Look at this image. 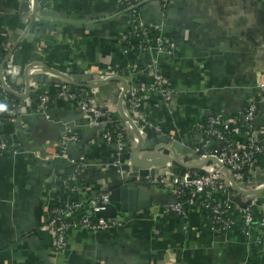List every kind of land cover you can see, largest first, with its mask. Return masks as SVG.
Returning <instances> with one entry per match:
<instances>
[{"label": "crops", "instance_id": "crops-1", "mask_svg": "<svg viewBox=\"0 0 264 264\" xmlns=\"http://www.w3.org/2000/svg\"><path fill=\"white\" fill-rule=\"evenodd\" d=\"M136 3L144 21L163 23L165 37L181 49L177 60L165 68L175 92L173 101L155 114V121L174 136L177 148L204 118L235 114L254 100L264 127V0H172L165 19L160 0ZM36 6L35 0H0V53L2 42L11 49L33 18L16 50L34 49L38 59L30 64H39L26 71L27 66L15 58L16 50L10 58L12 73L7 79L19 94L26 93L27 79L29 83V96L20 100L23 110L16 123L9 121L0 90V137L10 135L27 151L0 154V264H165L164 254L170 249L177 256L167 264H264V230L258 229L250 239L236 229L219 236L203 226L200 212L185 223L177 217L168 220L161 206L132 214L122 231L73 232L58 256L39 242L47 178L62 164H45L37 155L55 154L65 131L79 135L81 145L93 136L84 114L69 105L55 103L46 114L36 111L40 93L55 95L62 81L42 66L69 75L79 85L119 74L113 73L114 66L122 68L119 75L124 77L125 69L115 62L127 27L116 14L114 0H50L37 12ZM13 15L25 25L23 31H9ZM155 56L138 60L136 68L143 70ZM116 85L121 90L120 83ZM117 86L91 90L93 99L110 107L115 116H119L113 91ZM154 139L169 142L164 135ZM113 149L104 145L93 156L111 157ZM103 179L98 170H89L84 184L95 192L104 186ZM242 198L264 199V194Z\"/></svg>", "mask_w": 264, "mask_h": 264}, {"label": "built area", "instance_id": "built-area-1", "mask_svg": "<svg viewBox=\"0 0 264 264\" xmlns=\"http://www.w3.org/2000/svg\"><path fill=\"white\" fill-rule=\"evenodd\" d=\"M171 1L160 0L163 19L166 18ZM124 2H127V9L116 13L125 21L127 27L126 34L119 40L121 50L119 66L129 72L123 103L124 113L132 120L143 138L142 152L167 149L170 156L181 160L186 157L192 158L193 164L215 157L232 174L241 190L249 192L264 189V171L255 164V156L264 154V127L259 124L261 112L258 102L255 100L249 102L235 114L204 118L200 124L191 128L188 140L185 143L181 142V147L177 148L174 136L166 131L160 122L155 121V114L163 107L170 108L173 101L174 88L168 73H164L162 69L177 60L181 49L165 37L166 28L163 23L144 21L136 0H114L116 10ZM9 49L8 46L5 48L2 46V50ZM154 56L155 59L143 70L136 68L138 60ZM1 63L0 61V65ZM10 64L9 61L4 70L6 84L7 77L12 73L8 69ZM113 76L120 75H105L95 81ZM147 79L151 82L148 83ZM0 90L6 93L1 79ZM55 97L54 105L65 104L82 112L86 125L93 130L92 138L85 145H81L80 137L75 132L65 131L55 145V154L51 157L47 154L43 156V153L37 155L45 164H53L49 161L62 164L55 175L47 178L48 186L44 190L46 206L40 228L42 232H47L52 237L51 251L56 256L65 249L73 232L99 235L112 230H124L127 227L132 214L106 219L99 217L107 212L115 186H127L137 191L147 190L163 195L169 201L168 205L163 206L164 212L174 213L179 219L187 217L189 219L195 212H200L201 215L206 213L208 223L204 226L217 235L224 236L236 229L241 236L250 239L258 229L264 230V199L252 200L242 209L236 202L237 195L227 182L224 171L217 164L204 167L203 175L193 173L180 177L168 164L165 169H157L153 176L149 175L146 178L135 176L138 170L130 162V153L137 141L130 126L120 116L115 118L110 107L103 106L93 99L92 91L80 90L66 80L57 84ZM37 100L38 104L34 108L46 114L51 101L50 95L40 94ZM7 110L9 121L16 123L23 106L13 105L9 108L7 105ZM226 133L234 136L227 138ZM156 135L168 136L169 142H156L154 139ZM14 141L10 135L7 139L0 137V154L27 153ZM104 145L113 147L112 151H115V154L111 157L93 156L95 149ZM213 148L215 151L212 154ZM201 151V156H198ZM245 167L251 176L248 182L243 181L241 173ZM68 168L73 170L66 177L65 170ZM89 170H98L100 174H104V186L97 188L95 192L90 185L86 186L80 181L83 174ZM111 174L117 177L116 180H111ZM187 188L192 189L191 196L186 201L189 215L185 210V203L181 202L183 192ZM199 200L203 202L200 203ZM247 201L245 198L242 199L243 203ZM255 208L260 215H255ZM168 255L170 259L175 260L177 251L170 249L164 254L163 260L167 261Z\"/></svg>", "mask_w": 264, "mask_h": 264}, {"label": "water", "instance_id": "water-1", "mask_svg": "<svg viewBox=\"0 0 264 264\" xmlns=\"http://www.w3.org/2000/svg\"><path fill=\"white\" fill-rule=\"evenodd\" d=\"M36 1V12L38 8L44 7L46 4L50 2V0H35ZM35 12V13H36ZM33 21V18L30 20L28 29L24 33V35L12 46L11 49H9L7 56L2 61L0 65V79L3 89L7 94L13 95L19 100H26L29 96V83L28 79L26 81L27 89L25 94H19L15 92L13 89H11L4 80V70L7 65V63L10 61L11 56L13 55L16 48L19 46L20 42L24 39L25 35L27 34L31 23ZM39 65L38 63L30 64L27 66L26 71L30 70L32 67H35ZM44 71L52 73V75L62 78V80H66L70 82V84L76 88H82L85 87L89 90H95L97 88H100L108 83L117 82L121 85V95L118 102L117 110L118 114L121 117L123 121H125L131 128V132L133 136L136 139V144L134 148L132 149L130 153V162L132 166L138 170L134 175L139 176L141 178H146L147 176L155 175L157 173V169H165L168 164H176L179 165L187 170L191 171H198L199 174L203 175V168L208 166L209 164H217L222 170L224 171L227 181L230 182L231 189L233 192L236 193V202L237 204L242 208H246L252 201V199L248 200L246 203L242 202V197L246 196H258L260 194H264V189L262 190H256V191H249L245 192L241 190L232 174L228 171L227 168H225L222 164L219 163L217 158L215 157H209L206 160L202 161L199 164H193V159L186 157L183 160L175 157L170 156V152L167 149L163 150H154L149 152H142V146H143V138L138 130V128L135 126V124L132 122L130 118H128L124 113V96L127 91V80L124 78L128 75V70H124V77L123 76H113L105 80H97L95 82H89L86 85H79L76 83L72 78L69 76L57 73V72H51L46 66H42ZM36 152V151H34ZM151 168H154L150 171ZM169 204V201L161 194H154L149 191H137L135 189L129 188L127 186H115L112 190V194L110 197V203L108 210L105 214L100 215L101 218H116L119 216H122L124 214H134L138 212H143L147 210H151L153 207L158 206H166ZM178 218V217H177ZM179 219V218H178Z\"/></svg>", "mask_w": 264, "mask_h": 264}, {"label": "trees", "instance_id": "trees-1", "mask_svg": "<svg viewBox=\"0 0 264 264\" xmlns=\"http://www.w3.org/2000/svg\"><path fill=\"white\" fill-rule=\"evenodd\" d=\"M128 5H127V2H124L122 3L121 5H119V7L117 8L116 10V13H120V12H123L127 9ZM25 29V25L21 22V19L20 17L16 16V15H13L12 18H11V21H10V24H9V31L10 32H14L16 30H20V31H23ZM2 46L3 48H5L6 46H8V43L6 41H3L2 42ZM8 54V51H5V50H2L1 53H0V61L2 62L5 57L7 56ZM15 58L17 60H20L22 66L26 67L27 65H29L31 62L33 61H37L38 57L37 55L35 54V51L34 49H28V48H24V47H20L16 50L15 52ZM115 63L117 64H120L121 63V60H118L116 61ZM114 68V72H117L119 74L122 75L123 73V70L122 68H116L115 66L113 67ZM164 73H168L167 70H165V68L162 69ZM7 81V84L15 91H18V87L15 86L14 84L11 83V81L9 79H6ZM148 83L151 82L150 79H147L146 80ZM80 90H85L86 92H91V90L89 89H86L85 87H82V88H79ZM41 94V93H40ZM3 95L6 97L7 99V102L6 104L8 105V107L10 108L11 106L15 105V106H18V105H21L22 102L16 98L15 96L13 95H10V94H6L3 92ZM50 98H51V101L49 103V109L53 108L54 107V101H55V95H50ZM36 104H38V100L36 99L35 100ZM115 118H117V116H114ZM212 117V116H209V118ZM226 137H233L234 135L233 134H225ZM9 137V135H6V134H3L1 136V139H7ZM131 146L129 145L128 146V149H130ZM84 150V149H83ZM83 150L81 152H83ZM215 151V148H213L211 150V153L213 154ZM220 153V152H219ZM202 154V151L198 153V156H201ZM255 164L258 168H260L261 170L264 171V154H259V155H256L255 156ZM171 168H172V171L180 176V177H184L185 175L187 174H193V173H199L198 171H191V170H187L179 165H176V164H171ZM73 169L71 168H68L65 170V174H66V177L72 172ZM249 170L247 169V167H245V169L241 172L242 175H243V181L244 182H248L251 178V176L249 175ZM87 176V173L83 174V176L80 178V181L81 183L84 182L85 178ZM191 192H192V189L190 188H187L184 190L183 192V195H182V198H181V202L182 203H185L184 207H185V210L187 211L188 215L190 213V211L188 210V207L186 205V201L190 198L191 196ZM69 195L71 193H68ZM200 203H202L203 201L202 200H199ZM208 214L204 213L202 216V223H203V226L204 225H207V216ZM167 219L168 220H173L176 215L174 213H167L166 215ZM182 221H184L185 223L188 222V217L187 218H182L180 219ZM122 231V230H121ZM220 236V235H219ZM37 237L39 239V242L44 246V247H52V237L50 236L49 233L47 232H42V231H38L37 233Z\"/></svg>", "mask_w": 264, "mask_h": 264}, {"label": "rangeland", "instance_id": "rangeland-1", "mask_svg": "<svg viewBox=\"0 0 264 264\" xmlns=\"http://www.w3.org/2000/svg\"><path fill=\"white\" fill-rule=\"evenodd\" d=\"M112 83H114V85L115 86H117L116 84V82H112ZM116 83V84H115ZM108 84H111V83H108ZM113 91L115 92V94H116V99H117V101H119V99H120V89H119V87L117 86V87H115V89H113ZM118 118H119V116H117ZM167 258V261L166 262H164V260H163V262L165 263V264H167V263H170L171 261H172V258L170 259L169 258V255L166 257ZM164 259V258H163ZM173 263V262H172Z\"/></svg>", "mask_w": 264, "mask_h": 264}]
</instances>
